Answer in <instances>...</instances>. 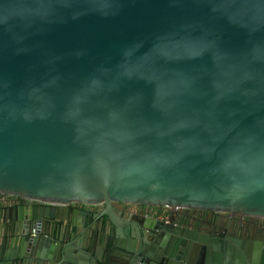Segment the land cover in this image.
Wrapping results in <instances>:
<instances>
[{"label":"water","instance_id":"95a60500","mask_svg":"<svg viewBox=\"0 0 264 264\" xmlns=\"http://www.w3.org/2000/svg\"><path fill=\"white\" fill-rule=\"evenodd\" d=\"M0 193L264 214V0H0Z\"/></svg>","mask_w":264,"mask_h":264},{"label":"flooded vegetation","instance_id":"af4514ba","mask_svg":"<svg viewBox=\"0 0 264 264\" xmlns=\"http://www.w3.org/2000/svg\"><path fill=\"white\" fill-rule=\"evenodd\" d=\"M0 209L10 245L54 243L55 257L63 250L76 264H264L261 213L119 200L59 205L2 193Z\"/></svg>","mask_w":264,"mask_h":264}]
</instances>
